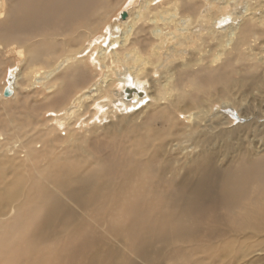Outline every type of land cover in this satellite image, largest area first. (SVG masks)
Segmentation results:
<instances>
[{"label": "bare ground", "instance_id": "bare-ground-1", "mask_svg": "<svg viewBox=\"0 0 264 264\" xmlns=\"http://www.w3.org/2000/svg\"><path fill=\"white\" fill-rule=\"evenodd\" d=\"M110 1L0 0V52L3 44L9 43L18 58L0 90V99L14 96L18 85L45 81L49 94L45 98H52V106L62 111L59 118L72 132L78 120L88 128L119 110L141 106H149L150 119L159 116L171 122L162 114L170 116L180 108L186 91L227 94L225 81L217 85L222 74L198 78L182 67L192 58L187 55L195 52L194 36L201 43L219 35L220 45L226 46L236 34L248 32L246 26L235 29L226 24L215 29L204 20L203 29L194 30L180 28L189 20L180 17L170 31L152 27L150 40L138 44L134 26H140V19L151 13V5L158 0H138L135 10L132 7L137 0H126L111 22H103L97 38H86L76 49L66 46L73 35H80V29L105 17ZM250 5L245 3L243 15L251 12ZM167 11L162 10L158 17L167 20ZM155 17L149 18L150 22L156 23ZM228 18L232 23V11L222 7L215 22L225 23ZM49 26L50 32L34 34ZM179 29L187 35V42L174 36ZM215 58L219 54L214 53L213 61ZM177 60L176 72L172 69ZM84 62L90 63L88 68ZM228 66L230 63L219 70L226 71ZM4 88L10 90L9 95L3 94ZM227 103L221 105L226 108ZM89 111L91 116L86 117ZM177 113L186 125L200 124L195 107ZM24 114L19 126L31 123ZM214 118L219 117L210 116ZM223 132L226 130L200 139L221 141ZM227 132L234 138L237 129ZM72 134L61 141L66 149L61 148L60 155H53L49 145L45 154L50 158L42 165L40 157L31 153L36 151L32 147L21 155L23 160L4 159L13 169L8 179L0 174V183H7V190L3 186L0 191V264H138L137 260L166 264V259L176 264H220V252L230 255L235 251V261H240L248 254L246 239L263 236L264 156H253L245 147L233 150L225 141L222 152L201 150L197 159L181 164V170L174 172L152 154L147 156L155 138L142 137L126 153L134 157L114 151L101 153L93 157V166L79 173L78 162L71 157L75 151L69 146L77 145ZM220 153L224 163H216ZM27 159L28 170L24 167ZM33 171L43 175V181ZM118 171L123 173L117 175ZM234 256H229V262L233 263Z\"/></svg>", "mask_w": 264, "mask_h": 264}, {"label": "rangeland", "instance_id": "rangeland-1", "mask_svg": "<svg viewBox=\"0 0 264 264\" xmlns=\"http://www.w3.org/2000/svg\"><path fill=\"white\" fill-rule=\"evenodd\" d=\"M125 1L111 0L106 9L105 17L95 23H89L86 28L80 29V35H73V39H70L66 46L76 49L86 38L98 32L100 33L105 22L107 20L111 22L115 17L113 15L125 5ZM246 2L251 4L249 8L252 10L251 12L247 11L243 15ZM138 5L139 1L137 0L132 9L135 10ZM222 7L232 11L234 17L233 21H231L232 23H230V18L225 23L221 21L215 22L220 15ZM164 9L168 10V13L164 14L168 17L167 20L166 17H158ZM260 12L263 13L260 14ZM153 13L157 15L155 17L156 23H152L149 20V18L154 17ZM180 17L189 19L188 23L185 26L181 24L180 28L203 29L202 23L204 20L208 21L209 25L215 29H219L226 24L235 26V29L240 28L241 25L247 27L248 32H242L240 35L236 34L234 40L226 46L220 45L219 35H217V39L207 38L201 40V43L200 39L194 36L195 52L193 56L192 51L187 55V57L192 58L187 59L188 64L182 67L186 68L187 72L195 76L198 75V78L207 73L216 76L222 74L224 78L217 85L222 86L221 83L225 81L223 86L227 92L226 95H215L213 93L208 95L206 92L188 90L180 98V108L176 109L170 116L162 114L164 117H170L172 119L171 122L165 121L159 116L150 119L148 117L149 106L145 108L141 106L126 110L122 109L123 111L119 110L114 115L109 116L108 119H104L102 123L90 124L88 128L85 127V124H80V120H78L74 125V130L69 132V127L66 126L64 119L62 118L61 120L59 118V116L63 115L62 111L57 106H52V98H45L48 94L45 81L34 84L28 81L30 84L28 82L26 84L21 80L20 82L26 84H23L25 88H23L22 84L18 85L15 88L16 93L14 96L0 99V123L2 124H0V133L3 135V140H0V174H3L8 179L7 177L11 174L13 167L11 168L12 165L4 159L16 158V160H23L25 156L21 155L26 153L31 147L36 149V151L31 153L40 157L39 163L41 165L44 159L50 158L49 154H45L50 144L53 155H60L61 148L66 149V145H60V143L62 140H67L69 133H73L72 136L76 139L77 145L69 146L75 151L71 153V157L73 160H77L78 163L76 165L79 173L93 166V157L101 153L114 151L120 152L123 157L132 156L126 153L131 152L132 145L142 137L155 138L148 148L147 156L152 154L153 157H156L159 164L169 165L167 169L171 168L174 172L181 170V167L184 166L181 164L197 159L201 150L206 151L207 149L216 148L219 152H222L225 141H229L233 150L241 151L245 147L251 150L253 156H264V0H171L170 4H166L165 0H158L156 4L151 5V13L140 19L139 25L141 28L137 25L134 26V31L138 32L137 40H140L138 44H145L150 40V29L152 27L157 26L162 32L170 31L173 29V25L178 24ZM165 20L167 22H164ZM82 21L80 20L78 23L80 24ZM252 21H254L253 25ZM56 27L59 28L58 25ZM50 30H52L50 26L48 28H40L34 34L48 33ZM180 30L174 36L177 35L184 42H187L189 40L187 35H184ZM96 36L94 38H97ZM55 37L58 36L55 35ZM3 46L4 48L0 52V90L6 86L8 72L10 68L15 67L18 59L11 44L6 43ZM8 49L10 50L8 51ZM214 53L215 55L219 54V58H215V61H213ZM83 55L86 56V53ZM87 63L86 68L90 64L89 62ZM87 63L84 62V64ZM228 63H230V66H228L226 71H224L225 69L219 70L220 66L225 67ZM43 67L48 68V66ZM178 68L179 61L177 60L176 66H173L172 70L177 72ZM93 75L94 73L92 72L87 75V78H91ZM152 75L157 78L159 74L155 73L154 75L153 73ZM188 78L187 76L186 79L188 80ZM230 80L232 83L229 82ZM58 81L54 80V82ZM210 87L206 86L205 89ZM177 98L176 96V100ZM223 102H228L226 108L221 105ZM163 105L168 106L167 103ZM194 107L199 110L200 124L186 125V122L182 120L177 112ZM23 114L26 116L25 120L31 123H22L19 126L21 119L24 118L22 117ZM90 114L91 112L89 111L86 117H90ZM210 116L219 118L210 119ZM91 119L95 120L94 117ZM207 120H210L212 125ZM205 122L208 124L205 125ZM79 125L81 128H77ZM231 128L237 129V134L234 138L227 132ZM221 130H226L219 136L223 143L218 139L211 142L200 139L203 136L206 137ZM190 135L192 136L191 139H189ZM34 142H37L35 146ZM39 144L40 146L38 147ZM154 146H160V148L154 151ZM84 150L85 152H83ZM222 154L220 153L215 158L216 163H224ZM25 164L24 167L28 170V159ZM119 169H121L120 166ZM23 173L26 174V172ZM122 173L123 171L116 172L117 175ZM34 175L38 180L43 181V175L36 172H34ZM3 186L7 190V183L5 185L0 183L1 192L4 191ZM2 196L0 193V198ZM246 233L248 232L246 231ZM240 237L242 238L243 234ZM260 239L262 240L258 245L257 242ZM246 240L245 246L248 254L244 259L235 261L237 256H234L235 251L231 250L230 255L234 256L233 263L264 264V233L263 236L247 238ZM86 244L87 241L85 246ZM43 252L48 255L47 252ZM219 255L221 256L220 264L232 263L229 262L230 255H226L223 252H220ZM74 257L79 259L82 256ZM137 261L138 264H153L142 260ZM161 262H157V264ZM164 262L166 264H176L167 259Z\"/></svg>", "mask_w": 264, "mask_h": 264}, {"label": "water", "instance_id": "water-1", "mask_svg": "<svg viewBox=\"0 0 264 264\" xmlns=\"http://www.w3.org/2000/svg\"><path fill=\"white\" fill-rule=\"evenodd\" d=\"M121 15L124 16V13H122ZM9 93H10V90L8 88H4L3 94L7 96L9 95Z\"/></svg>", "mask_w": 264, "mask_h": 264}]
</instances>
